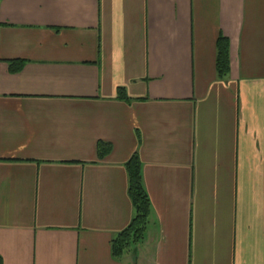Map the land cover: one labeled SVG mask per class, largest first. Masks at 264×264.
<instances>
[{"label": "crops", "instance_id": "obj_1", "mask_svg": "<svg viewBox=\"0 0 264 264\" xmlns=\"http://www.w3.org/2000/svg\"><path fill=\"white\" fill-rule=\"evenodd\" d=\"M0 260L264 264V0H0Z\"/></svg>", "mask_w": 264, "mask_h": 264}, {"label": "trees", "instance_id": "obj_2", "mask_svg": "<svg viewBox=\"0 0 264 264\" xmlns=\"http://www.w3.org/2000/svg\"><path fill=\"white\" fill-rule=\"evenodd\" d=\"M216 70L219 77L229 73V41L224 36H219L217 40ZM118 93L125 97L123 90L120 89ZM108 151V144H98L99 157L102 158ZM125 168L128 174V194L134 212L129 224L111 239V252L115 258H120L131 247L143 241L151 213V202L142 179L141 161L136 152L126 162Z\"/></svg>", "mask_w": 264, "mask_h": 264}]
</instances>
